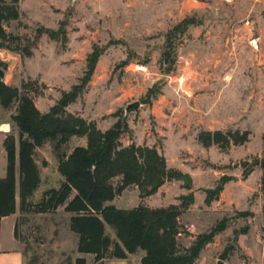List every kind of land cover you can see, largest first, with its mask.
<instances>
[{
    "label": "rangeland",
    "instance_id": "rangeland-1",
    "mask_svg": "<svg viewBox=\"0 0 264 264\" xmlns=\"http://www.w3.org/2000/svg\"><path fill=\"white\" fill-rule=\"evenodd\" d=\"M19 14L6 30L35 45L31 57L0 50L6 85L23 90L46 113L81 85L86 59L95 51L89 81L65 110L101 131L121 118L128 127L124 146L155 147L168 169L191 180L189 191L171 181L146 198L131 186L108 204L159 209L192 194L193 204L178 218L180 248L225 220V230L194 264H264V190L255 166L264 158V0H20ZM40 28L58 32L56 40L37 37ZM134 102L138 109L125 112ZM16 108L17 102L0 106V122L11 126L7 135L17 144L11 120ZM204 131L247 133L248 139L230 142L226 150L204 147L197 139ZM85 144L73 137L60 153ZM34 161L40 182L23 211L17 188V239L27 264H75L78 239L69 229L70 214L63 206L37 211L45 192L63 182L54 143L36 148ZM222 177L230 181L205 205V191ZM112 182L117 187L119 179ZM106 235L115 240L109 227ZM140 254L126 258L131 263Z\"/></svg>",
    "mask_w": 264,
    "mask_h": 264
},
{
    "label": "trees",
    "instance_id": "trees-1",
    "mask_svg": "<svg viewBox=\"0 0 264 264\" xmlns=\"http://www.w3.org/2000/svg\"><path fill=\"white\" fill-rule=\"evenodd\" d=\"M19 1L0 0V50L31 57L35 43L6 30L10 22L19 19ZM41 34L56 40L58 32L40 28L36 36ZM98 57L95 51L88 55L81 85L89 81ZM79 86L63 93L56 105L41 113L23 90L0 80V106L7 109L17 102L11 120L18 130L17 144L13 135H6L3 141L6 175L0 178V223L2 218L15 213L17 188L20 211L25 209L26 199L40 182L34 161L35 149L50 142L54 143L57 170L63 182L58 189L45 192L37 211L47 213L64 207L70 214L69 229L78 239L77 253L92 254L98 262L105 258L125 259L142 251L140 264H194L200 251L225 230V220L198 235L191 246L180 248L177 243L180 235L178 218L193 204L192 194L179 196L177 206L159 209L137 206L123 210L108 204L131 186L136 187L140 198H146L171 181L182 182L181 188L189 191L191 180L182 172L168 169L164 156L155 147L134 143L124 146L121 137L128 127L121 118L106 131H101L95 123L68 113L65 108L78 97ZM73 137L85 138V146H76L69 154L60 153L61 147ZM247 137V133L204 131L197 139L204 147L217 145L226 150L230 142L235 146L243 145ZM255 166L262 172L260 181L264 190V158ZM117 178L119 184L115 187L112 181ZM228 181L229 178L222 177L214 189L205 191V205L218 199ZM106 227L114 231L115 240L106 235ZM14 235L17 238L16 228ZM75 264H85L84 258H77Z\"/></svg>",
    "mask_w": 264,
    "mask_h": 264
},
{
    "label": "crops",
    "instance_id": "crops-1",
    "mask_svg": "<svg viewBox=\"0 0 264 264\" xmlns=\"http://www.w3.org/2000/svg\"><path fill=\"white\" fill-rule=\"evenodd\" d=\"M6 77H7V73L5 72V78ZM2 126H7L8 129L4 130L1 128ZM10 130H11V126L7 122L5 121L0 122V157L2 161V167H1L2 169L0 170V178H4L6 175V153L3 148V141L6 135L10 133ZM17 185H18V179H17ZM110 205H114V204H110ZM118 209H121V208H118ZM16 226H17L16 212L10 216H7L1 219V223H0V264H2L5 261L9 262V264H27L22 245L20 244V241L14 235ZM76 239H77V236H76ZM77 254L79 255L77 258H84L86 260V264H93L94 255L80 254V253H77ZM132 256H135V255L134 254L129 255V257H132ZM142 256L140 254L139 258L137 260H131L132 261L131 263H129L128 259L125 258V259H105L102 261V264H140V260Z\"/></svg>",
    "mask_w": 264,
    "mask_h": 264
},
{
    "label": "water",
    "instance_id": "water-1",
    "mask_svg": "<svg viewBox=\"0 0 264 264\" xmlns=\"http://www.w3.org/2000/svg\"><path fill=\"white\" fill-rule=\"evenodd\" d=\"M4 78H5V70L0 68V80L4 81ZM139 105H140L139 102L131 103L126 107L125 112L136 110L138 109ZM218 264H220V262H218Z\"/></svg>",
    "mask_w": 264,
    "mask_h": 264
},
{
    "label": "bare ground",
    "instance_id": "bare-ground-1",
    "mask_svg": "<svg viewBox=\"0 0 264 264\" xmlns=\"http://www.w3.org/2000/svg\"><path fill=\"white\" fill-rule=\"evenodd\" d=\"M1 128L4 129V130H7L8 129L7 126H2ZM5 132H7V131H5Z\"/></svg>",
    "mask_w": 264,
    "mask_h": 264
}]
</instances>
